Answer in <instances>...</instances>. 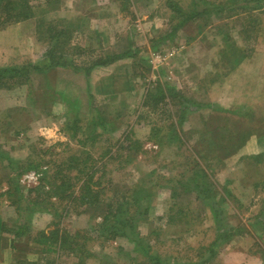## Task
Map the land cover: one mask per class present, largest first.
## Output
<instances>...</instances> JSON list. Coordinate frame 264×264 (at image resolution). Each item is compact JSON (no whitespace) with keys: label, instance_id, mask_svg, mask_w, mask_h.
<instances>
[{"label":"rangeland","instance_id":"374dc122","mask_svg":"<svg viewBox=\"0 0 264 264\" xmlns=\"http://www.w3.org/2000/svg\"><path fill=\"white\" fill-rule=\"evenodd\" d=\"M13 1V19L26 10L20 2L33 9L18 23L0 15V71L29 73L0 87V215L8 240L21 238L18 258L264 264V0ZM194 12L203 15L174 31ZM47 57L72 66L45 68ZM110 82L118 94L107 98ZM160 88L169 97L156 103ZM73 104L83 120L75 137ZM94 111L110 127L81 145ZM55 174L68 193L52 198V213L20 215L16 202H42L33 190L53 191ZM196 176L200 194L186 185ZM87 187L91 204L80 199ZM121 202L139 218L135 234L128 222L113 234L101 226ZM56 231L80 251L47 255L32 242Z\"/></svg>","mask_w":264,"mask_h":264},{"label":"trees","instance_id":"16d2710c","mask_svg":"<svg viewBox=\"0 0 264 264\" xmlns=\"http://www.w3.org/2000/svg\"><path fill=\"white\" fill-rule=\"evenodd\" d=\"M195 1L198 2L199 0H195ZM21 3H23L22 6L26 7V10L22 13H19V14L17 13L18 15L16 17H14L15 19H13V17L10 16V13H9L10 12L9 7L14 6L16 4L15 1H13V0H0V15L4 13L5 17H7V20L5 22L6 24H8V22H12V23L13 22L14 23L22 22V21L28 20L32 17L33 9L31 7H29L28 2L24 1V2H20V4ZM200 5H203V4L200 3ZM200 15H203V13L194 12L191 16H188L186 19H184L182 22H180V24L177 25V27L175 28L174 31L178 30L179 28L184 27L188 22L194 21V18L197 16H200ZM2 19H4L3 21H5L4 17ZM59 36H57V37H59ZM54 39H56V37L51 38L52 41H54ZM56 42H57V40H56ZM130 55H131L130 53L120 54L121 58H128V57H130ZM50 61H51V59H49L47 57L46 61L43 62L42 65L45 68L56 67V66H62V67L72 66V64L69 65L67 63H60V62L50 63ZM115 61H116V59L114 60V62ZM33 68L37 69V67L36 68L33 67ZM24 70H26V74H29V73H27V67H24L21 70H19V69H17V70L16 69H5L3 71H0V87L5 86V84H7L8 81L15 79ZM41 70L42 69H39V71H41ZM159 92H160L159 93V99H156L155 102L156 103H163V102H165V99L167 97H169V92L168 91L165 92L164 89H162V88H160ZM165 93L168 94V96ZM102 94L107 95V98H110L112 95L111 92H106V91H105V93H102ZM145 106H147V105H145ZM73 107L75 109L71 110V107H70V109L68 110V113L73 114V116H74V121L72 122V130L74 131V133L72 134V137H75L77 132H80L78 130L82 129L81 123L83 122V120H82V118L81 119L78 118L80 115L79 114L80 106L73 104ZM93 117L94 118L90 119V121L87 122V124H86L87 126L85 129L88 132V135H86L84 137V139L80 138V140H78V143L81 145L86 144L88 141L94 142L93 145H95V142L97 143L100 140L99 137L101 136V133H99V129H102V131H106L110 127L109 124L111 121L108 118H104L100 113L98 115L97 111H94ZM183 120H184V118H182V120L180 121V124H182ZM35 167H37V166H35ZM31 168H33V166H29L28 169L30 170ZM56 176H57V174H55L54 181L51 182V186L53 187V191L52 190L45 191V188H42V189L37 188V189L33 190L34 192H40L41 190H43V192L46 194V197L41 199L42 202L29 201L27 203H23L24 206L26 205L25 206L26 208H24V209L21 206V204H19V201L16 202V208L19 211L20 215H24L25 213H29V212H30V214H33L36 212H43V211L49 212V211H47V209H50V211H52V205H54V203L56 204V202H52V198H54L58 201V200H61L63 198L62 197L63 192L68 193V191H67L68 189H65L66 188L65 186L67 183L65 180L66 176L61 177L62 178L61 181H60V178H58V176L57 177ZM90 177H92V176H90ZM197 179H198V176L193 178L191 180L190 184H186V185L189 187V189H188L189 192H193V193L195 192L197 194H200V184H199ZM33 191H31V192H33ZM204 191H205V188H203V193H204ZM95 194H96V192H94V191L92 192L90 190V188L87 187L86 191L81 194L80 199H81V201H83L84 204H91L93 202V200L95 199ZM68 195H69V197H71L73 195V192H71ZM9 196H12V194H9ZM97 197L98 196H96V198ZM125 197L127 198V196H125ZM126 198H124V199H126ZM97 199H99V198H97ZM125 201H128V200H125ZM49 203H51V205ZM124 203L125 202H121L118 205H116V204L110 205L108 212L104 216V222L101 224L102 228H104L105 233H109V234L112 233L113 234V231L117 228L115 226L116 222L118 223V225L119 224L127 225V222H128L129 226H131V227H129L130 231L135 234V231H134L135 228H133V226H135V223H137L139 221V218L137 216L134 217L133 214L135 215V213L132 214V212H130L131 211L130 210V204L125 203V205H127L125 207ZM12 204H13V202L11 203V205ZM43 204L45 206H42ZM123 208L126 209L124 212L122 211ZM145 213H149V210L146 209ZM0 214H1V209H0ZM53 215L55 216V214H53ZM56 216H58V214H56ZM132 216H133V220H130L132 218ZM22 219H24L23 216H21L20 221ZM119 220H121V222H119ZM121 230L123 231V229H121ZM14 231H15L14 232L15 237L18 238V237L22 236L23 232H26L25 226L21 223V226L18 227V230L17 231L14 230ZM4 233H8V231L5 229L4 221L0 217V237ZM121 233H122V235H125V237H126V230H125V232H121ZM133 233H131V234H133ZM20 239L21 238L15 239L14 244H13L14 246L18 247L19 249H20V246H22L21 245L22 242ZM31 239H32L33 243H35L39 246L47 244L48 247L45 250H43V249L39 250V251L43 252V254H47V255L48 254H54L55 252H57V254H59V252L62 250L63 251H69L72 254L78 253L80 251V248L78 247L77 243L75 242V240L72 238L71 235L60 234L57 231L52 232L51 234H47V232H41V233L37 234L34 238H31ZM73 246L74 247L76 246V247L73 248ZM25 249H30V248L26 247ZM211 253H214V250H212ZM212 256H214V255L209 256L208 259L210 260L212 258ZM17 262L19 264H41V262L29 261L26 257L22 260L19 259Z\"/></svg>","mask_w":264,"mask_h":264},{"label":"crops","instance_id":"0c3cea01","mask_svg":"<svg viewBox=\"0 0 264 264\" xmlns=\"http://www.w3.org/2000/svg\"><path fill=\"white\" fill-rule=\"evenodd\" d=\"M127 84V87H126V91H133V88L130 87V84L129 82L126 83ZM117 84L115 82H113V84L110 82V83H107V86H105V91L106 92H111V93H116V86ZM105 91H103V93H105ZM125 91V89L123 88L122 92ZM121 93V92H120ZM77 102H78V99H76ZM1 219L2 216H0ZM9 241V242H8ZM4 242H6L7 245H4ZM9 243V245H8ZM15 247V248H14ZM19 248L14 246L13 243H12V240H8V238L5 236V233L1 235L0 237V252L2 254H6V257L9 256V261L7 262V264H19L17 261L19 260L18 258V255H19ZM16 255L17 257L15 258ZM28 255V254H27ZM5 258V256H3ZM29 261H36V260H30L28 257H26ZM2 264H6L5 262H2Z\"/></svg>","mask_w":264,"mask_h":264},{"label":"built area","instance_id":"2783aa9c","mask_svg":"<svg viewBox=\"0 0 264 264\" xmlns=\"http://www.w3.org/2000/svg\"><path fill=\"white\" fill-rule=\"evenodd\" d=\"M163 60H164V58H163L162 55L159 54V53L156 54V55L153 57V61H154L155 63H162Z\"/></svg>","mask_w":264,"mask_h":264}]
</instances>
